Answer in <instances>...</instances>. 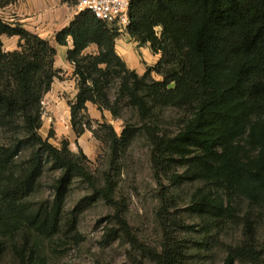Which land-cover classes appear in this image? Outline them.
Here are the masks:
<instances>
[{"label": "trees", "instance_id": "obj_1", "mask_svg": "<svg viewBox=\"0 0 264 264\" xmlns=\"http://www.w3.org/2000/svg\"><path fill=\"white\" fill-rule=\"evenodd\" d=\"M16 1L0 0V10ZM129 19L125 34L159 55L141 75L116 53L119 30L87 10L55 34L59 45H67L68 38L73 45L66 53L77 79L72 131L79 138L91 128L87 103L117 118L125 102L136 123H125L120 134L111 124H99L110 169L138 134H145L155 169H182L170 174V185H195L184 211L198 223L170 213L176 201L166 194L157 212L158 248L131 233L124 206L115 200V174L105 171L99 182L79 146L77 152L67 140L54 146L51 131L47 138L39 132L43 98L62 72L54 67L55 47L0 15V35L18 38L12 51L0 41V259L10 254L14 264H48L43 241L63 227L78 236L80 215L102 200L114 208L117 225L106 232V244L126 240L155 264H197L227 223L240 227V237L226 245L223 264H264V242L258 237V229H264V0H133ZM91 45L97 52L84 54ZM168 108L186 114L172 135L162 130ZM49 173L52 198L37 200ZM75 181L87 185L90 194L68 212ZM183 233L202 235L194 241L195 253Z\"/></svg>", "mask_w": 264, "mask_h": 264}, {"label": "rangeland", "instance_id": "obj_2", "mask_svg": "<svg viewBox=\"0 0 264 264\" xmlns=\"http://www.w3.org/2000/svg\"><path fill=\"white\" fill-rule=\"evenodd\" d=\"M68 2L78 6V0H68ZM123 34L125 33L122 32L121 35ZM120 36L116 39V41L118 40L117 44L115 41V47L117 45L121 48L118 47V52L122 56L125 54L124 51H130L129 55L120 56L129 69L135 70L141 75L148 66L157 62L159 55L154 54L148 44L139 45L134 40L119 42ZM96 52L97 47L94 46L84 54ZM71 69L66 77L63 73L55 79L54 89L47 92L43 98L40 134L47 138L51 131L52 135L49 141L57 147H60L63 140L69 142V147L74 152L78 151L79 146L88 157L89 168L99 182L102 183L105 171L111 170L115 174L117 183L115 200L124 206L123 217L127 221L131 233L145 246L158 248L161 240V226L157 212L160 209L162 197L166 199V194H168V199L171 196L176 201L172 203L174 208L170 209V213L183 218V221L188 224L198 223L193 215L184 211L195 185L186 184L180 189H174L170 185V174L180 173L182 169L179 167L168 169L169 171L155 169L152 162V147L145 134L140 132L116 163V169L114 167L110 169L109 149L98 137L102 133L99 124H111L117 134H120L125 123H136L133 111L126 106L125 102L121 104V115L117 118L108 110L102 111V114L87 110L91 128L87 129L79 138L75 136L70 124V105L74 102L77 93V79L73 74V65ZM152 77L160 79L155 73H152ZM115 92L114 89L110 91L112 100L115 97ZM185 117L186 114L183 111L168 108L162 117V130L170 135L175 134L181 128ZM52 178L53 174L51 173L43 178L42 188L35 199L50 200L52 198ZM88 194H90V190L87 185L75 181L67 199L66 210L70 212L76 202ZM114 212V208L106 205L104 201L98 200L80 215L77 228L78 236H69L63 227V232L61 231L58 236L43 241L42 248L47 254L48 264H155L133 250L126 240H116L106 244L104 240L106 232L110 227H117L112 218ZM216 233L218 235L214 237L208 254L197 264H223L225 247L235 244L239 240L240 227L227 223ZM182 235L190 240L192 245L190 250L195 253L198 250V245L194 241L200 242L202 235L200 233H183ZM258 237L260 241L264 242L263 227L258 229ZM0 264H14L12 256L6 254L0 259Z\"/></svg>", "mask_w": 264, "mask_h": 264}, {"label": "crops", "instance_id": "obj_3", "mask_svg": "<svg viewBox=\"0 0 264 264\" xmlns=\"http://www.w3.org/2000/svg\"><path fill=\"white\" fill-rule=\"evenodd\" d=\"M78 11L79 9L77 5L70 4L68 0H17L15 3L1 9L0 15L9 22L18 21L28 31L35 33L42 38L48 39L57 52L54 67L61 70V74L65 73L66 77L69 71L72 70V65L68 62L66 57L67 50L71 49L73 46L72 40L71 38H68L67 45H59L55 40V34L68 26L69 22L74 18ZM119 40V42H123L124 40L129 41L132 39L127 34H123L120 36ZM0 41L6 51H12L17 48L18 38L15 36L8 37L6 35H0ZM94 46L95 45H91L88 47L86 52ZM118 47L119 46L116 45L115 49L119 56L125 57V55L130 54V51L126 50L124 51L125 54L122 56L118 52ZM59 85L61 86V84ZM54 87L55 81L51 85L50 90H53ZM86 106L87 110L90 112L94 111L99 114L101 113V111L91 103H87ZM103 115H105L104 112Z\"/></svg>", "mask_w": 264, "mask_h": 264}, {"label": "built area", "instance_id": "obj_4", "mask_svg": "<svg viewBox=\"0 0 264 264\" xmlns=\"http://www.w3.org/2000/svg\"><path fill=\"white\" fill-rule=\"evenodd\" d=\"M133 0H78V9L89 11L96 19L125 33L130 23L129 8Z\"/></svg>", "mask_w": 264, "mask_h": 264}]
</instances>
